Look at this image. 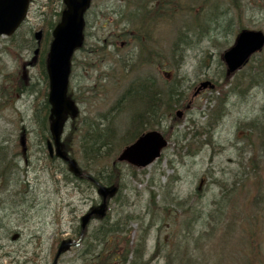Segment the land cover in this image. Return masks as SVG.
I'll list each match as a JSON object with an SVG mask.
<instances>
[{
	"label": "rangeland",
	"instance_id": "rangeland-1",
	"mask_svg": "<svg viewBox=\"0 0 264 264\" xmlns=\"http://www.w3.org/2000/svg\"><path fill=\"white\" fill-rule=\"evenodd\" d=\"M50 2L52 11L47 10ZM157 2L92 1L85 16V43L72 58L76 68L70 86L78 113L66 123L62 137L67 150L72 153L74 149L72 158L80 163L81 152L76 151L73 139L75 126L84 114L112 104L125 86L126 74L120 63H134L139 54L127 35L137 30L139 21L153 26L151 14L142 12L151 11ZM214 7L215 2L209 1L206 13ZM60 10V0H32L17 35L0 40V150L7 152L6 159L0 158V168H5L0 171V264H52L58 242L76 239L79 218L93 205L99 206L95 189L69 182L60 160L47 161L41 131L33 122L32 105L44 88L36 66L38 55L32 66L21 68L36 57L33 33L42 25L55 24ZM223 10L226 15L218 13L216 20L206 23L208 27L197 34L183 27L182 59L173 72L166 55L174 34L189 22L186 13H177L171 21L162 19L152 31V48L163 60L153 66L154 75L160 76L159 81L176 83L190 107L177 109L182 111L180 124L159 161L134 174L121 165L123 190L111 201L105 223L92 221L90 240L64 253L58 264H103L96 263L100 248L93 237L101 225L113 223H118L123 233L114 235L105 249H129L142 242L141 264H264V152L255 132L243 128L250 120L264 125V86L246 88L247 80L261 72L264 48L229 80L224 90L229 93L238 83L241 93L226 97L225 116L213 128L207 123L219 102L218 93L206 90L192 97L201 82L218 85L223 81L222 54L233 45L240 29L264 33V0H245L240 9L225 6ZM128 13L131 19H127ZM205 21L206 16L198 20L201 25ZM189 23L194 28L195 23ZM42 40L41 45L49 42V38ZM145 67H141L143 72L148 71ZM160 71L172 72L171 77ZM20 81L25 86L32 84L33 92L29 94L24 87L22 93H15ZM212 99L217 102L211 103ZM168 123L162 122L164 127ZM200 144L203 146L198 147ZM188 219L191 222L186 227ZM89 243L91 247L86 249ZM83 247L94 255L92 259L82 254ZM130 259L132 255L127 264Z\"/></svg>",
	"mask_w": 264,
	"mask_h": 264
},
{
	"label": "trees",
	"instance_id": "trees-1",
	"mask_svg": "<svg viewBox=\"0 0 264 264\" xmlns=\"http://www.w3.org/2000/svg\"><path fill=\"white\" fill-rule=\"evenodd\" d=\"M157 1L158 2L154 7V24L157 29L158 26L156 25V22L158 21V19L171 21L173 20L174 15L179 12L186 13L187 21L195 23L194 28H191L190 23L187 22L185 23V26H182V29L176 34H174L175 31L173 32L175 37L170 45L168 56L166 55L167 60H165L167 62L166 64H168V66L171 68V71L173 72L174 68L179 67V62L182 59L183 49H181V47L183 48L184 46L182 42L185 40L186 36L183 27H187L188 32L197 34L199 33V31H201L202 27H208L206 23L208 24V22H210L211 20L215 21V17L218 13L223 16L227 14L223 10V7L229 6L233 11H235L237 9H240L242 3L245 0H213V2H215V7L210 13H206V9L207 3L211 0H185L184 3H181L178 0ZM51 15H53V13H51ZM202 16H206V21L205 23H203V25L198 22L199 18ZM140 23L143 22H139V24ZM45 26L46 25H43L39 27V29H41L44 34L46 33V35H48V30L52 27V24L50 23L48 28ZM140 30L142 32H145L141 33L145 40L151 36L150 28L147 30V27L145 25H143ZM141 39H143L142 36ZM148 45L149 44L147 43V41L144 42V45L142 46L144 52L141 53V55L143 57H146L147 61L152 60V64L160 65L163 60L159 58V52L153 50V48L148 47ZM177 51L180 53L179 57L176 59V57L178 56L176 55ZM46 54L47 47L42 48L38 54V69L40 70L42 76H44V79ZM261 66V72L258 75H254L247 80V90L255 86H264V64ZM165 72L169 74L172 73L170 71ZM129 74L130 78L133 77L134 79L120 93L119 97L113 105L114 107H109L107 110H95L94 115H87L91 122H81V125L75 128L74 133V137L78 142L76 151L81 152V163H79L81 165V171L84 174L92 175L95 181H99L101 179L106 186L108 185L117 187L120 192L122 191V175L119 168L120 164H116V157L118 156V152L123 147L130 144L133 140H135V138H137L146 130H162L165 138L167 140H170V138L173 136L174 128L180 124V121L175 118L173 112L177 108H179L181 104L187 103V99L186 97H184L183 93L181 91H178L176 88L171 87V83L159 81L160 76L158 77V75H153L152 78H136L134 71H130ZM123 78L124 75L121 79ZM225 85H230L228 78H225L223 80V83L218 86L220 88L218 91L219 102L216 108L211 111L208 117V128H213L216 123L225 116L224 109L226 104V97H231V95L241 93L239 91L238 83L231 86L229 93L225 90H222V87ZM23 87H25V85H23L20 81V85H15V93H18ZM38 96L39 97H37L36 100L43 101L41 103L40 112L36 114V118L38 124L40 123V131L43 135L42 141L45 143V141L48 139V104L46 100V89ZM210 102L212 103L217 101L215 99H212L210 100ZM113 109H117V111L116 114L111 115ZM124 114L128 116H125ZM123 115L124 120L121 123L120 117ZM106 116H110L109 119H107L108 122L106 123L101 124L99 122L93 121L94 117H99V119H106ZM262 119L264 120V117ZM165 121L169 122L167 127H164L162 124V122L164 123ZM243 128H247L246 132H255L259 140V149H261V152H264V125H257L253 120H250L249 123L243 124ZM207 136L210 137V135ZM202 146L203 145L200 144L198 147ZM64 147L65 150H67L66 144ZM6 156L7 152H2V150H0L1 160L6 159ZM258 158L261 157L259 156ZM47 161L51 162L50 159H48ZM104 165L105 169L102 168ZM128 168L133 173L136 171L133 167L129 166ZM4 169L5 168L2 166L0 168V171ZM103 170H106V172H108L106 177L99 176L98 171H100L101 174ZM80 179H83V181L90 186L92 185L86 178ZM107 227L108 230L100 228L96 233H101L105 237L110 236L111 238L116 234L123 233V231L118 228V223L107 224ZM140 246V244L136 243L129 249L126 247L118 249L117 246H114L110 250L102 248L96 253V263L115 264V262H117V264H127L128 257L132 255L133 257L131 264H141L143 252ZM137 247H139V250L137 249ZM186 263L191 264L190 261H186Z\"/></svg>",
	"mask_w": 264,
	"mask_h": 264
},
{
	"label": "water",
	"instance_id": "water-1",
	"mask_svg": "<svg viewBox=\"0 0 264 264\" xmlns=\"http://www.w3.org/2000/svg\"><path fill=\"white\" fill-rule=\"evenodd\" d=\"M91 0H63L66 9L62 12L60 23L52 31V41L49 48L47 61V76L49 80L48 102L50 104L49 121L50 134L55 149L56 157L67 162L69 170L79 175L74 160L69 159L62 151L60 137L67 114H76L73 103L67 99V84L70 72V57L74 49L80 47L83 41L85 26L84 14L89 8ZM29 0H0V37L12 35L25 18ZM41 32L35 34L39 41ZM264 45V36L261 32L243 31L236 39L235 45L228 50L223 58L227 65V74L233 73L241 67L248 57L259 51ZM207 86L202 83L200 89ZM167 145L166 141L157 132H149L136 140L132 145L123 150L119 161H126L136 167H145L160 156V151ZM48 150L52 155V145L48 143ZM115 192V189L99 187L98 194L103 198V203L97 211H92L82 218V229L89 217L93 214L103 216L105 199ZM71 242L61 243L57 256L65 250Z\"/></svg>",
	"mask_w": 264,
	"mask_h": 264
},
{
	"label": "bare ground",
	"instance_id": "bare-ground-1",
	"mask_svg": "<svg viewBox=\"0 0 264 264\" xmlns=\"http://www.w3.org/2000/svg\"><path fill=\"white\" fill-rule=\"evenodd\" d=\"M91 91H92V89L88 90L87 92L90 93ZM100 122H101V123H106V122H108V120L105 119V118H101V119H100Z\"/></svg>",
	"mask_w": 264,
	"mask_h": 264
}]
</instances>
